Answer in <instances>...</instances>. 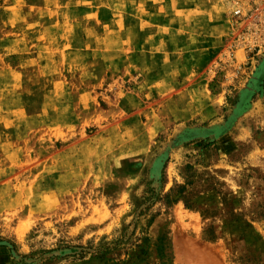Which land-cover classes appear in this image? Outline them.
<instances>
[{
    "label": "rangeland",
    "instance_id": "1",
    "mask_svg": "<svg viewBox=\"0 0 264 264\" xmlns=\"http://www.w3.org/2000/svg\"><path fill=\"white\" fill-rule=\"evenodd\" d=\"M0 264H264V0H0Z\"/></svg>",
    "mask_w": 264,
    "mask_h": 264
}]
</instances>
